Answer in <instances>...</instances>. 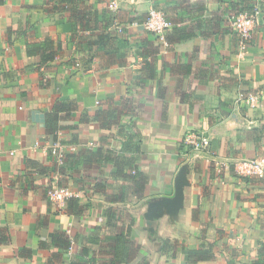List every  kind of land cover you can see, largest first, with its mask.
I'll return each mask as SVG.
<instances>
[{"label": "crops", "instance_id": "crops-1", "mask_svg": "<svg viewBox=\"0 0 264 264\" xmlns=\"http://www.w3.org/2000/svg\"><path fill=\"white\" fill-rule=\"evenodd\" d=\"M151 7L172 22L166 43L140 26L116 30ZM245 7L259 17L240 50L229 18ZM36 49L56 54L41 63ZM249 92L260 107L237 102ZM56 101L77 106L61 112L58 137L73 146L61 169L43 148ZM99 110L117 124L95 120ZM190 130L209 146L186 150ZM98 149L132 158L124 172L147 176L141 194ZM251 158L264 160V0H119L115 11L108 0H0V264H252L264 177L226 166ZM55 184L72 190L77 210L48 199ZM60 233L65 250L52 241ZM120 234L132 259L113 261ZM207 242L215 257L189 262L184 249Z\"/></svg>", "mask_w": 264, "mask_h": 264}, {"label": "built area", "instance_id": "built-area-1", "mask_svg": "<svg viewBox=\"0 0 264 264\" xmlns=\"http://www.w3.org/2000/svg\"><path fill=\"white\" fill-rule=\"evenodd\" d=\"M119 0H108L109 9L115 11ZM258 8L251 7L250 9L241 10L229 18V24L232 30L237 35L238 48L244 50L252 38L254 27L258 22ZM131 26H140L144 30L159 37L163 43H166L165 33L172 26V22L166 15L165 11L151 7L148 9L146 16L141 21L133 20L127 24H121L116 27L120 33ZM245 103L249 108L256 109L260 107L262 99L257 93L249 92L240 95L237 102ZM183 147L186 150L200 151L209 146V138L203 131L190 130L186 132L182 139ZM44 151L52 157V160L57 168L66 164L67 156L73 150V146L67 145L58 137L44 145ZM228 168L230 165H226ZM233 171L242 176H253L257 178L264 177V160L259 158H251L246 160H237L231 163ZM49 200L57 205H64L67 199L75 197L71 189L60 187L59 185H51L46 191Z\"/></svg>", "mask_w": 264, "mask_h": 264}, {"label": "trees", "instance_id": "trees-1", "mask_svg": "<svg viewBox=\"0 0 264 264\" xmlns=\"http://www.w3.org/2000/svg\"><path fill=\"white\" fill-rule=\"evenodd\" d=\"M246 9H250L251 7H245ZM244 10V9H242ZM185 38V37H184ZM28 50V49H27ZM35 51L40 52L41 55V63H44L47 59H52L55 56V52L50 50H44L39 51V49H36ZM30 53V51H28ZM33 52V51H32ZM76 104L73 102H63V101H56L52 110L45 113L44 116V128L45 133L47 135H52V138H56V132L59 129V121L62 119L61 112H66V115H68L71 111L76 109ZM103 116H105V119H103ZM89 118L88 116H82L83 119ZM116 118V115L111 113L110 111H107V115H104V111H96L94 114V119L98 120L100 123H102L104 126L107 125H113L115 123L114 119ZM117 124V123H115ZM128 136V135H127ZM136 135H132L130 137H135ZM138 137V136H137ZM134 149L137 151L139 149L138 145H134ZM94 156L97 157V159H103L110 161L115 166V174L117 176L123 177L124 179L129 180V188L133 190L134 194L138 195L141 194L142 190L144 189L147 176L143 173L136 172L133 170L132 174H126L124 172V169L127 165L133 166L134 169L135 166L133 165L132 158H127L125 161L120 160L117 155H115V151L111 149H106L104 153L101 152L100 149H98L96 152H94ZM27 165H31V167H36L38 170L41 169V165L34 161V160H27ZM61 169V167H60ZM117 198V197H116ZM66 206L69 211H75L78 209V199L76 197H71L67 199ZM128 232V230H127ZM56 237L59 238V240H56ZM9 241V234L8 231L0 229V243L5 244ZM52 241L59 245L63 250L67 249L69 247V240L66 235L60 234H54L52 237ZM128 241L127 238H125L124 234L118 235L114 240V246L112 251L114 252L115 256L113 261H115L116 256L119 254L124 255V260L127 258L132 259V257H125L128 254V248L129 245L126 244ZM167 245V241L163 242L162 249L165 250ZM216 246L214 243H202L200 244L196 249H184L185 253L187 254V259L189 262H198V261H209L215 257L216 252ZM147 259L143 258L141 260V264H147ZM89 259H87L82 264H89ZM230 264V261H228ZM119 264V260L117 262ZM114 262V264H117ZM252 264H264V242L260 243L257 247V259L252 262Z\"/></svg>", "mask_w": 264, "mask_h": 264}, {"label": "rangeland", "instance_id": "rangeland-1", "mask_svg": "<svg viewBox=\"0 0 264 264\" xmlns=\"http://www.w3.org/2000/svg\"><path fill=\"white\" fill-rule=\"evenodd\" d=\"M258 17H259V16H258ZM231 168H232V167H231V165H230V166H229V169L231 170ZM232 170H233V169H232ZM236 174H237V173H236ZM238 175H239V174H238ZM239 176H242V175H239ZM246 177H247V176H246ZM57 185H59V184H57ZM59 186H60V187H66V188H68L67 186H64V185H63V186H62V185H59ZM76 198H77V197H76ZM88 259H89V258H88ZM92 261H93V258H90L88 263H89V264H93Z\"/></svg>", "mask_w": 264, "mask_h": 264}]
</instances>
